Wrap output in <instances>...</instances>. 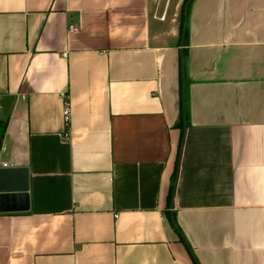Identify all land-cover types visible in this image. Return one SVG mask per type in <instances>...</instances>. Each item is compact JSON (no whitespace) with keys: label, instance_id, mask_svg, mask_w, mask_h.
Listing matches in <instances>:
<instances>
[{"label":"crops","instance_id":"obj_1","mask_svg":"<svg viewBox=\"0 0 264 264\" xmlns=\"http://www.w3.org/2000/svg\"><path fill=\"white\" fill-rule=\"evenodd\" d=\"M171 2L0 0V264H264V0L192 2L185 133Z\"/></svg>","mask_w":264,"mask_h":264},{"label":"water","instance_id":"obj_2","mask_svg":"<svg viewBox=\"0 0 264 264\" xmlns=\"http://www.w3.org/2000/svg\"><path fill=\"white\" fill-rule=\"evenodd\" d=\"M192 2V0H188L187 1V5L185 7V25H184V28H183V32H182V41H181V53H182V61H181V65H182V69H183V75H182V85H183V117H184V132L186 131V128H187V125H188V117H187V101H186V89H187V85H186V75H185V72H186V69H185V53L183 52L184 50V47H185V40H186V30H187V24H188V20H187V12H188V9H189V6H190V3ZM183 144H184V139H183V142H182V146H181V150L183 148ZM183 151V150H182ZM182 151H181V154H182ZM179 162H180V159H179ZM4 171H7L9 174L11 173H14L16 170L14 168H7V169H3ZM177 183V182H176ZM175 187H176V184H175ZM28 188H24L23 192H22V195H24L26 198V208H28L29 206V203H28ZM14 193V191H11ZM175 192V190H174ZM23 196V197H24Z\"/></svg>","mask_w":264,"mask_h":264},{"label":"trees","instance_id":"obj_3","mask_svg":"<svg viewBox=\"0 0 264 264\" xmlns=\"http://www.w3.org/2000/svg\"><path fill=\"white\" fill-rule=\"evenodd\" d=\"M188 0H184L183 1V7H182V12H181V25H180V37L182 36V32H183V28H184V25H185V7H186V3H187ZM194 0H192L193 2ZM192 2L190 3V6H189V9H188V16H187V19L189 17V13H190V10H191V6H192ZM186 40H185V46L188 45V40H189V36H188V28L186 30ZM182 41V37H181V40H180V43ZM183 52L185 53L186 52V48H184ZM186 55L187 53H185V58H186ZM181 61H182V57H181ZM181 61H180V92H181V96H180V101H181V110H180V127L184 128V117H183V85H182V75H183V69H182V65H181ZM185 69H186V60H185ZM185 75H186V85H187V69H186V72H185ZM188 111V110H187ZM188 114V113H187ZM7 126H8V123L7 121H4L3 119H0V138L2 139L5 135V132H6V129H7ZM181 143H182V140H181ZM180 148V146H179ZM170 198H171V194H170Z\"/></svg>","mask_w":264,"mask_h":264},{"label":"built area","instance_id":"obj_4","mask_svg":"<svg viewBox=\"0 0 264 264\" xmlns=\"http://www.w3.org/2000/svg\"><path fill=\"white\" fill-rule=\"evenodd\" d=\"M165 16V15H164ZM164 16H162L161 18L163 19ZM69 29L70 30H76L77 29V26L76 24L74 23H70V26H69ZM65 110H64V121H66V128H67V133H66V136H69L70 135V130H69V127H70V114H71V107L69 105V102L66 100L65 102ZM8 163L7 164H4L5 167H7Z\"/></svg>","mask_w":264,"mask_h":264},{"label":"rangeland","instance_id":"obj_5","mask_svg":"<svg viewBox=\"0 0 264 264\" xmlns=\"http://www.w3.org/2000/svg\"><path fill=\"white\" fill-rule=\"evenodd\" d=\"M183 3V0H172L171 2V5H172V13H173V8L175 9V12H176V16H177V19L179 21V23L181 22V12H182V4Z\"/></svg>","mask_w":264,"mask_h":264}]
</instances>
